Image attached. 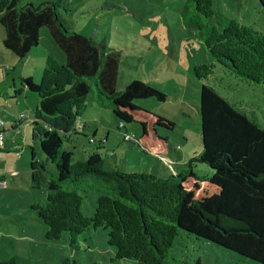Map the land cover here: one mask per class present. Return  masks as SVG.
I'll return each instance as SVG.
<instances>
[{
	"label": "trees",
	"instance_id": "1",
	"mask_svg": "<svg viewBox=\"0 0 264 264\" xmlns=\"http://www.w3.org/2000/svg\"><path fill=\"white\" fill-rule=\"evenodd\" d=\"M63 10H68L66 0L38 5L0 0L4 44L21 61L40 44L44 26L66 57L61 65L52 59L40 84L32 77L22 78L23 90L40 99L32 120L33 137L57 164L52 171L32 148L31 185L48 190L45 200L33 207L48 226L47 237L80 235L91 226L109 228L118 258L165 264L185 230L264 264V126L208 83L200 89L202 151L189 160L188 168L168 177L147 170L125 172L107 166L100 151L75 160L65 139L86 128L82 117L93 91L99 105L113 109L120 129L133 122L141 125L137 142L155 160L170 155L174 147L159 128L174 131L176 122L141 103L169 99L155 83L135 79L118 89L121 51L70 30ZM183 18L215 60L195 64L199 79H210L219 63L243 80L264 84V32L226 16L214 0H188ZM90 141L96 142V136ZM197 162L206 163L212 173H200ZM89 191L100 192L92 215L84 210Z\"/></svg>",
	"mask_w": 264,
	"mask_h": 264
},
{
	"label": "rangeland",
	"instance_id": "2",
	"mask_svg": "<svg viewBox=\"0 0 264 264\" xmlns=\"http://www.w3.org/2000/svg\"><path fill=\"white\" fill-rule=\"evenodd\" d=\"M187 2L66 0L68 10H63L62 15L70 30L121 51L118 89H124L135 79L155 83L168 94L169 99L158 101L150 98L141 103L151 110L165 113L176 122L174 131L159 128L160 134L170 136L174 147L170 155L156 157L159 159L155 160L153 156L147 157L137 142L141 125L133 122L128 124V129H120V121L113 109L99 105L93 91L82 117L87 122L86 128L81 129V134L68 133L65 139L67 149L75 153V160L88 158L93 152L100 151L107 166H119L125 172L147 170L168 177L172 172L188 168L189 160L198 156L203 146L197 107L200 106L201 86L208 83L214 84L223 96L239 104V108L264 126V84L243 80L219 63L210 79L196 76L195 64L215 60L197 37L194 26L184 21L183 11ZM214 2L226 16L264 32V5L261 0ZM4 30L0 23L1 35L2 31L4 35ZM5 50L11 59L0 66V132L5 139V146L0 150V264H143L135 258L117 257V248L109 242V228L91 226L80 235L68 232L60 239L47 237L48 226L33 207L38 201L45 200L48 190L31 185L32 148H35L38 159L52 171L57 170V164L49 160L40 139L33 137L32 119L20 120L23 114H33L39 100L27 98L32 103L31 109L23 95L19 96L20 102L17 99L12 101L15 108H7L3 104H8L16 94L17 89L12 87L15 75L19 84L21 71L26 70L25 74L40 84L41 70L44 72L52 59L55 64H63L65 54L50 35L48 26L41 29L40 44L26 60L21 61L13 51ZM3 59L0 48V61ZM7 65L12 68L6 69ZM136 103L140 101L136 100ZM15 124L19 126L13 129ZM127 133L135 137L125 140ZM93 136H96V142L90 141ZM17 137L19 142L14 145ZM196 169L202 174L212 173L203 162H197ZM86 194L84 210L92 215L100 192L89 191ZM198 260L201 264H263L212 241L198 240L195 235L181 230L165 264H197Z\"/></svg>",
	"mask_w": 264,
	"mask_h": 264
},
{
	"label": "crops",
	"instance_id": "3",
	"mask_svg": "<svg viewBox=\"0 0 264 264\" xmlns=\"http://www.w3.org/2000/svg\"><path fill=\"white\" fill-rule=\"evenodd\" d=\"M41 1H43V2H45V1H49V0H27V3H25V0H24V4H28V3H33V4H36V5H38L39 3H43V2H41ZM5 31V33H4V35H3V31H2V35L0 34V48L2 49V52H3V54H4V59L2 60V61H0V66H2L1 65V63L2 62H4V61H9V58H10V56L11 55H9V53H7V51L5 50V48H7L6 46H5V44H4V39H5V37H6V30H4ZM8 49V48H7ZM10 50V49H9ZM6 57H8L7 59H5ZM18 57V56H17ZM19 58V57H18ZM11 59V58H10ZM65 59H66V57H65ZM64 62H65V60H64ZM15 65V64H14ZM13 65V66H14ZM7 66H9L10 68L9 69H11L12 68V66H10V65H7ZM7 66H6V69H7ZM8 69V70H9ZM43 72V70H41V73H39V75H41V77H42V73ZM26 73V70H25V72H22L21 71V77L22 78H24V77H31L29 74H25ZM14 78V80H13V88L16 90L15 91V95H14V97H11V100H9V103L8 104H3V106L4 107H7V108H15V105H14V103L12 102L14 99H17V101H21V98H19V96H21V95H23V96H25L26 97V100H27V102H28V105H29V108L30 107H32V103H31V101H28V99L27 98H37L38 100H39V104H40V99H39V97H38V95H36V94H34V93H32V92H29L28 90H23V86H22V80H21V82L18 84V82H17V77H16V75L13 77ZM33 80H34V78H33ZM2 94V92H1V90H0V95ZM19 98V99H18ZM25 100V101H26ZM39 104H36L37 105V108L35 109V110H33V112L32 113H35L36 111H37V109H38V107H39ZM19 109H21V108H19ZM31 109V108H30ZM197 110H199V107H197ZM14 129V128H13ZM19 139H18V137H17V139L15 140L14 139V145L16 144V142L18 143L19 141H18ZM10 148V147H9ZM202 151V147H201V150L199 151V153ZM171 157H173L172 155H171ZM173 173V172H172Z\"/></svg>",
	"mask_w": 264,
	"mask_h": 264
},
{
	"label": "built area",
	"instance_id": "4",
	"mask_svg": "<svg viewBox=\"0 0 264 264\" xmlns=\"http://www.w3.org/2000/svg\"><path fill=\"white\" fill-rule=\"evenodd\" d=\"M9 68H10V67L7 66V69H9ZM33 115H34V113L31 114V115L23 114V116H22V118H21L20 120H21V122H22L23 120L28 119V118H31V119L33 120ZM14 126H15L16 128H18L19 125L15 124ZM14 126H13V127H14ZM133 137H135L134 134H133V135H130V134L128 133V134H126V137H125V138H126L127 140H131ZM3 146H5V139H4V137L1 136V132H0V147H3Z\"/></svg>",
	"mask_w": 264,
	"mask_h": 264
}]
</instances>
